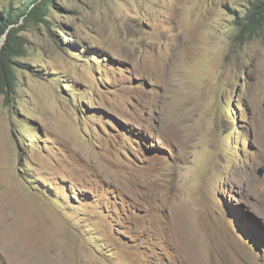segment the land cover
<instances>
[{"label":"rangeland","instance_id":"1","mask_svg":"<svg viewBox=\"0 0 264 264\" xmlns=\"http://www.w3.org/2000/svg\"><path fill=\"white\" fill-rule=\"evenodd\" d=\"M253 1L51 0L23 17L0 91V264H264Z\"/></svg>","mask_w":264,"mask_h":264},{"label":"trees","instance_id":"2","mask_svg":"<svg viewBox=\"0 0 264 264\" xmlns=\"http://www.w3.org/2000/svg\"><path fill=\"white\" fill-rule=\"evenodd\" d=\"M50 1L25 0V6L19 9L0 12V91L14 90L17 86L15 58L27 52L24 37L19 35L23 17L33 20L40 16L46 20L42 14L47 11ZM246 17L254 25L264 24V0H254Z\"/></svg>","mask_w":264,"mask_h":264},{"label":"water","instance_id":"3","mask_svg":"<svg viewBox=\"0 0 264 264\" xmlns=\"http://www.w3.org/2000/svg\"><path fill=\"white\" fill-rule=\"evenodd\" d=\"M263 171H261V173H262Z\"/></svg>","mask_w":264,"mask_h":264},{"label":"bare ground","instance_id":"4","mask_svg":"<svg viewBox=\"0 0 264 264\" xmlns=\"http://www.w3.org/2000/svg\"><path fill=\"white\" fill-rule=\"evenodd\" d=\"M186 115V114H185Z\"/></svg>","mask_w":264,"mask_h":264}]
</instances>
